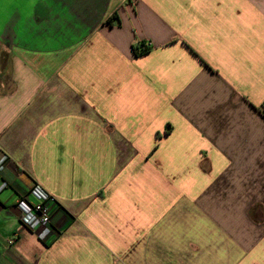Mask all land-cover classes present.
I'll return each mask as SVG.
<instances>
[{
  "label": "crops",
  "instance_id": "crops-1",
  "mask_svg": "<svg viewBox=\"0 0 264 264\" xmlns=\"http://www.w3.org/2000/svg\"><path fill=\"white\" fill-rule=\"evenodd\" d=\"M3 155L0 264H264V0H0Z\"/></svg>",
  "mask_w": 264,
  "mask_h": 264
},
{
  "label": "built area",
  "instance_id": "built-area-1",
  "mask_svg": "<svg viewBox=\"0 0 264 264\" xmlns=\"http://www.w3.org/2000/svg\"><path fill=\"white\" fill-rule=\"evenodd\" d=\"M10 162V158L3 155L0 158V171ZM5 184L0 186V190ZM31 199V200H30ZM56 203V199L47 192L41 185L35 183L29 190L26 197L17 201V208L20 211V223L28 231L34 233L40 240L50 235V206ZM8 246L12 245L13 238H7Z\"/></svg>",
  "mask_w": 264,
  "mask_h": 264
},
{
  "label": "trees",
  "instance_id": "trees-1",
  "mask_svg": "<svg viewBox=\"0 0 264 264\" xmlns=\"http://www.w3.org/2000/svg\"><path fill=\"white\" fill-rule=\"evenodd\" d=\"M150 50H151V46L150 45H146V44H139V45L133 47V52H134V55L136 57L143 56V55L149 53ZM261 108L262 107H260V109ZM169 128L170 127H166V129L164 131V134H168ZM156 137H159V134H156Z\"/></svg>",
  "mask_w": 264,
  "mask_h": 264
}]
</instances>
